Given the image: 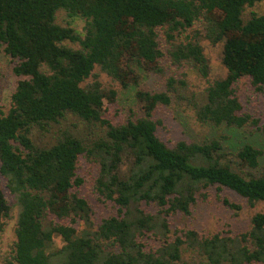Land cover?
Wrapping results in <instances>:
<instances>
[{"label":"trees","instance_id":"trees-1","mask_svg":"<svg viewBox=\"0 0 264 264\" xmlns=\"http://www.w3.org/2000/svg\"><path fill=\"white\" fill-rule=\"evenodd\" d=\"M260 1L0 0V45L16 61L13 74L19 78L7 113L0 111V176L18 208L14 247L2 264H264V212L234 237H202L194 230L171 237L167 219L189 216L210 187L225 188L251 207L264 204V172L247 171L259 166L264 150L244 144L228 159L225 136L168 146L153 120L173 95L192 108L201 126H254L250 135L264 136V125L242 111L233 89L248 78L255 92H264V16L252 12L244 18ZM59 10L84 20L83 33L56 24ZM197 24L199 30H192ZM161 35L171 63L203 79L210 68L201 37L222 44L225 77L201 95H186V82L174 77L164 92L139 88L141 117L113 125L104 114L116 92L102 88L94 69L123 89L139 87L142 72L162 74ZM68 116L90 133L60 130ZM80 158L97 167L95 190L117 207L96 227L91 207L75 191L83 184ZM222 203L240 209L227 199ZM11 212L0 187V230ZM146 237L159 243L154 251L145 250Z\"/></svg>","mask_w":264,"mask_h":264},{"label":"rangeland","instance_id":"rangeland-1","mask_svg":"<svg viewBox=\"0 0 264 264\" xmlns=\"http://www.w3.org/2000/svg\"><path fill=\"white\" fill-rule=\"evenodd\" d=\"M252 12L264 16V0H261L252 8H247L244 12V18H247ZM56 24L60 26H71L78 33H83L85 25L84 20L78 17H69L63 10L56 13ZM199 25H195L192 30H199ZM191 35L190 30L186 34H182L178 40H184V36ZM203 36V34H202ZM161 49L164 53L161 59L162 74L141 73V82L139 87H130L123 89L119 84L113 81L104 73L99 72L95 68L93 74H97V80L101 83L105 90H115L116 98L114 103L108 104L104 117L113 125L124 124L127 120L135 121L141 117V113L137 109L135 101V93L140 88L151 93H159L165 91V82L169 77L182 79L186 82V95L195 94L201 95L204 93L208 85L218 79H223L226 75L222 65V44L211 45L209 41L201 37L200 45L203 48L205 57L207 58L210 74L207 79H203L194 70L186 65L175 66L171 63L167 51L168 44L161 35ZM66 46L77 49L78 44L65 43ZM3 46L0 45V111L7 113L10 105V98L15 90L17 81L19 80L13 74V68L16 61L7 56L3 51ZM93 81V77H89L82 85H86ZM235 96L243 107V112L250 115L252 119L258 120V126L264 125V92H255L251 86L250 79L243 78L233 85ZM171 104L168 106H159L153 114V120L159 121L157 128V136L168 146H172L176 142H203L212 139H220L225 136L222 142L223 151L231 155L235 150H238L244 144H252L264 150V136L260 134H252L256 127L248 126L247 130H232L224 126L214 128L209 126H201L194 118L192 108L185 103L178 102L174 96H171ZM74 127L81 129L85 128V133H90L87 126L77 118L68 116L66 122L59 125L60 130H73ZM94 131V130H93ZM92 132V131H91ZM233 169L238 172L239 169ZM256 175L264 172V157L260 160V164L256 169H247ZM97 167L90 161L80 158L78 164L77 175L82 178L83 184L75 191L80 197H83L89 204L92 210V221L94 226H98L103 219L113 215L117 207L111 203L104 201L95 190V180L97 178ZM0 187L4 192L9 204L12 206L10 218L5 221L4 227L0 230V264L6 257H9L15 243V227L17 220L18 208L14 205V199L9 194L5 187V180L0 176ZM205 193V200L198 199L196 204L191 208L190 215L185 216L180 213L168 217L170 228V236H179L186 230H194L202 237H209L214 234L222 236H237L246 232L250 228V220L256 214L264 212V204L257 203L254 206H249L246 199L241 198L233 192L216 187L208 188ZM223 199L236 204L240 207L238 211L225 206L222 203ZM142 208L155 212L152 206L142 204ZM68 223V221H65ZM78 229V226L76 225ZM142 242L145 245V250L154 251L159 245L151 237L143 238ZM188 260V256L184 257Z\"/></svg>","mask_w":264,"mask_h":264}]
</instances>
